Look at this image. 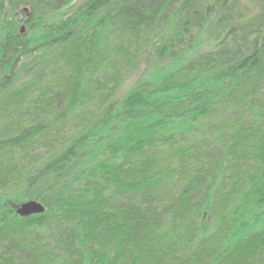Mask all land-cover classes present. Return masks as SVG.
<instances>
[{
  "label": "trees",
  "instance_id": "obj_1",
  "mask_svg": "<svg viewBox=\"0 0 264 264\" xmlns=\"http://www.w3.org/2000/svg\"><path fill=\"white\" fill-rule=\"evenodd\" d=\"M0 264H264V0H0Z\"/></svg>",
  "mask_w": 264,
  "mask_h": 264
},
{
  "label": "water",
  "instance_id": "obj_2",
  "mask_svg": "<svg viewBox=\"0 0 264 264\" xmlns=\"http://www.w3.org/2000/svg\"><path fill=\"white\" fill-rule=\"evenodd\" d=\"M21 33H22V29H21ZM43 211L44 208L40 203L35 201H28L20 204L17 207L16 213L20 217H28L31 215L41 214Z\"/></svg>",
  "mask_w": 264,
  "mask_h": 264
},
{
  "label": "rangeland",
  "instance_id": "obj_3",
  "mask_svg": "<svg viewBox=\"0 0 264 264\" xmlns=\"http://www.w3.org/2000/svg\"><path fill=\"white\" fill-rule=\"evenodd\" d=\"M246 8V7H245ZM245 8H243V10H245ZM247 9V8H246ZM20 29H22V32L24 31V26L23 25H21L20 26Z\"/></svg>",
  "mask_w": 264,
  "mask_h": 264
}]
</instances>
